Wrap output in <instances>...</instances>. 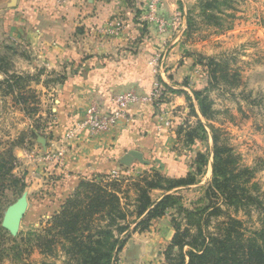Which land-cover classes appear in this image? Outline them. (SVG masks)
I'll return each mask as SVG.
<instances>
[{"label": "rangeland", "instance_id": "374dc122", "mask_svg": "<svg viewBox=\"0 0 264 264\" xmlns=\"http://www.w3.org/2000/svg\"><path fill=\"white\" fill-rule=\"evenodd\" d=\"M199 1L201 0H177V12L182 22L183 19L187 22V18H190L192 24L187 29L186 23V30L180 39V59L177 61L188 70L184 78H180V83L185 85L184 91L187 92L189 101L186 100L184 112L175 117V122L170 117L174 122V135L167 148L163 147L154 154L157 159L154 157L149 160L142 155L143 163L135 160V167H126L128 170L120 172L121 175H124L123 171L130 174L128 181L121 185V190L126 191L123 202L128 204L129 211L135 210L136 195L131 187L132 179L150 175L155 170L171 179L186 177L189 173L195 175L198 153L206 157L207 163L201 173L196 175V184L177 188L167 194L179 197L180 205L188 211L199 210L208 205L205 190L212 179L211 128L219 131L220 143L232 150L239 168L251 171L247 188L252 196L259 197L264 203V0H217L219 6L212 13V19L200 13ZM9 2L10 0H6L5 3H0V153L10 151L11 145L20 144L24 140L29 144L26 149L30 161L14 163V169H17L13 171V175L21 180L25 188L21 194L18 192L20 185L16 190H6L7 207L4 208L2 217L9 206L22 194H26L28 208L17 234L24 236L47 224L52 214L46 213L43 204L47 198L43 195H50L58 188V184L52 183L48 174L53 173L59 164L45 159L47 154L58 151L49 144L52 121H49L46 113L54 105L52 96L55 91L52 90L56 88L50 83L57 80V73L54 68L47 70L39 54L22 43L21 37H16L15 32H20L22 26L11 20V10H14L16 4L9 7ZM209 60L219 65L215 68L217 73L212 72L214 66L207 65ZM42 80L48 83L40 84ZM193 92H199L210 103L213 111L211 118L200 115ZM200 123L206 132L204 139L197 129ZM195 129L194 139L190 142L189 134ZM37 137L48 140L49 143L41 144L36 140ZM40 145L41 148L45 146L46 150L38 153ZM42 179L52 183V186L41 183ZM155 191L153 194L150 192L153 201L165 194ZM216 203L220 204L223 215L210 220L207 227L210 232H213L217 223L227 220V217L239 220L246 235L260 229L264 223V217L254 206L235 211L223 206L220 201ZM174 219L180 222L182 228L186 227L187 222L172 209L163 217L153 219L149 228L140 232L133 231L136 219L130 215L126 222L130 224V229L119 237L120 240H125V244L113 264H169L165 252L175 233ZM187 250L185 247L183 252ZM170 253L174 257L179 254L176 248ZM63 262L64 257L60 252L45 257L33 250L29 255L23 253L17 259L10 254L0 264Z\"/></svg>", "mask_w": 264, "mask_h": 264}, {"label": "crops", "instance_id": "0c3cea01", "mask_svg": "<svg viewBox=\"0 0 264 264\" xmlns=\"http://www.w3.org/2000/svg\"><path fill=\"white\" fill-rule=\"evenodd\" d=\"M148 1L66 0L58 6L52 0H17L11 10V20L22 26L20 32H15L16 37L39 54L47 70L54 68L57 73V80L50 83L56 88L52 90L54 105L46 110L52 121L51 143L36 139L63 153L61 164L48 174L58 188L43 195L47 198L43 204L46 213L57 211L79 182L135 167V160L129 166L121 163L129 152L136 151L153 160L157 159L156 152L171 144L175 117L184 112L186 102V87L180 78L188 70L177 62L186 22L180 18L179 25L169 26L160 34L155 25L141 21ZM157 12L165 20L179 16L177 0H161ZM113 21H121L123 30L116 35L105 34L104 28ZM154 54L162 59L160 82L174 92L167 93L159 106L173 118L172 129L158 132L159 108L147 104L132 108L126 120L109 134L93 138L80 131L77 127L88 107L97 106L101 114L107 115L114 108V95L130 91L142 95L149 90L154 78L149 61ZM44 83L48 82H40ZM45 93L50 97L46 90ZM68 133L73 135L71 140L66 139ZM26 143L23 140L10 147L17 162L30 161ZM38 149L41 153L46 147L40 145ZM41 183L52 186L47 180Z\"/></svg>", "mask_w": 264, "mask_h": 264}, {"label": "trees", "instance_id": "16d2710c", "mask_svg": "<svg viewBox=\"0 0 264 264\" xmlns=\"http://www.w3.org/2000/svg\"><path fill=\"white\" fill-rule=\"evenodd\" d=\"M218 6L217 0L198 2L200 13L209 19L213 18L212 13L217 11ZM186 23L187 29H190V18H187ZM207 65L214 66L212 72L217 73L215 68L219 67L218 64L209 60ZM162 86L165 92H173L165 84ZM193 96L200 115L211 118L213 111L210 103L199 92H193ZM186 100L189 101L187 95ZM197 129L204 139L206 132L201 123ZM211 131L212 179L205 190V198L209 201L206 207L188 211L180 205L179 197L167 194L177 188L196 184V175L201 173L207 163L206 157L198 153L195 175L189 173L186 177L171 179L155 170L150 175L137 177V180L131 178V187L136 195L134 211H129L128 204H124L126 191L121 190L122 183L128 181L130 176L126 177L120 172L117 178L97 176L79 182L40 230L15 238L1 227L2 213L7 207L6 190H16L20 185L18 192L21 194L25 186L13 175L16 159L11 150L0 153V261L10 254L17 259L23 253L29 255L36 250L45 257L60 252L64 257L63 264H113L125 244V240L119 237L130 229V224L126 223L130 215L136 219L133 231L142 232L149 228L153 219L161 218L167 211L174 209L177 216L187 223L182 228L180 222L173 220L175 233L165 252L169 264H264V223L260 229L246 235L239 220L227 217V220L214 226L213 232L208 231L210 220L223 215L217 201L235 211L254 206L264 217V203L259 197L252 196L247 188L251 171L239 168L232 150L220 143L219 131L214 128ZM195 133L196 129L190 132V142ZM154 190L165 194L159 200L152 201L150 192ZM214 199L216 202H210ZM185 247L188 250L183 252ZM174 248L179 253L177 257L170 253Z\"/></svg>", "mask_w": 264, "mask_h": 264}, {"label": "built area", "instance_id": "2783aa9c", "mask_svg": "<svg viewBox=\"0 0 264 264\" xmlns=\"http://www.w3.org/2000/svg\"><path fill=\"white\" fill-rule=\"evenodd\" d=\"M56 5L63 6L66 3V0H52ZM161 0H149L146 4V11L141 16V21L144 23H149L155 25L157 31L162 34L169 26H176L180 23V17L173 16L170 20H165L160 17L157 12V6ZM124 25L121 21H113L107 24L104 28V33L109 35H116L123 30ZM161 56L154 54L149 61L151 67V73L153 75V81L150 85L149 90L142 94L138 95L133 91L124 92L121 94H116L111 98V103L114 108L103 115L100 113V110L97 106L88 107L83 114L82 122L78 125V129L84 132L88 137L98 138L109 134L113 129L118 125L119 122L126 120L127 114L132 108L142 106V105H154L159 108L157 114L158 126L157 131L163 132L172 129L171 118L167 113L162 110L160 105L164 103L162 98L165 97L167 92L163 89L162 83L159 80V71L162 66ZM160 106V107H159ZM73 138L72 133L66 135L67 140ZM35 152V151H34ZM63 153L56 151L51 154H47L46 158L48 161L53 162L54 164H61ZM53 164V165H54ZM124 171V176H130ZM123 174V173H122ZM111 178L119 177L118 171H112L110 174Z\"/></svg>", "mask_w": 264, "mask_h": 264}, {"label": "water", "instance_id": "95a60500", "mask_svg": "<svg viewBox=\"0 0 264 264\" xmlns=\"http://www.w3.org/2000/svg\"><path fill=\"white\" fill-rule=\"evenodd\" d=\"M17 0H10L8 6H15ZM142 154L136 151L129 152L124 156L121 161L122 165L129 166L134 160L139 163H143ZM28 208V197L26 194H22L21 197L11 206H9L2 217L1 227L5 229L11 237H16L20 224L25 216V213Z\"/></svg>", "mask_w": 264, "mask_h": 264}]
</instances>
